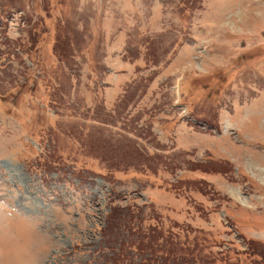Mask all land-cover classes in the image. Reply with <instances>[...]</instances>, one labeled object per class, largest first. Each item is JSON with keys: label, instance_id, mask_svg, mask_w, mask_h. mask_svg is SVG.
<instances>
[{"label": "rangeland", "instance_id": "rangeland-1", "mask_svg": "<svg viewBox=\"0 0 264 264\" xmlns=\"http://www.w3.org/2000/svg\"><path fill=\"white\" fill-rule=\"evenodd\" d=\"M175 248L264 264V0H0V264Z\"/></svg>", "mask_w": 264, "mask_h": 264}, {"label": "trees", "instance_id": "trees-1", "mask_svg": "<svg viewBox=\"0 0 264 264\" xmlns=\"http://www.w3.org/2000/svg\"><path fill=\"white\" fill-rule=\"evenodd\" d=\"M116 211H117V209H114L111 212L113 213V212H116ZM112 213L105 214V219H104L105 226H104V228L100 229V231L101 230L108 231V229H109V225L108 224L110 223L111 217L113 216ZM166 243H167L168 246H172L173 245V243L171 245V244H168V242H165L164 244H166ZM164 244L160 243L159 245H164ZM246 244H247L248 251H251L252 253H254L257 256H259L260 258L263 257V253L259 252L260 248L257 246V244L252 243V241H250V240L247 241ZM123 255L124 254L121 255V264H123L125 262V259H126V257H123ZM190 256H191V254H185L184 251L179 252L177 250V248L171 249L170 250V254H168L166 256V258L162 257V262L160 264H200L199 260L195 259L194 257H190ZM146 261L149 262L150 264H151L152 261L156 262L155 255L152 256V259L146 258Z\"/></svg>", "mask_w": 264, "mask_h": 264}]
</instances>
